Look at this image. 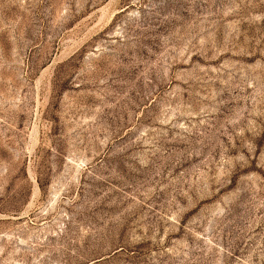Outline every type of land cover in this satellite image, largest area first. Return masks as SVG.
<instances>
[{
    "label": "rangeland",
    "instance_id": "1",
    "mask_svg": "<svg viewBox=\"0 0 264 264\" xmlns=\"http://www.w3.org/2000/svg\"><path fill=\"white\" fill-rule=\"evenodd\" d=\"M0 264H264V0H0Z\"/></svg>",
    "mask_w": 264,
    "mask_h": 264
}]
</instances>
